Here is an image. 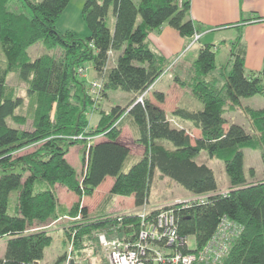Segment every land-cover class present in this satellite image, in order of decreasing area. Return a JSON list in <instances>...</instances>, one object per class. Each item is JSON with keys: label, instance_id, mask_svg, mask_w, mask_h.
<instances>
[{"label": "trees", "instance_id": "1", "mask_svg": "<svg viewBox=\"0 0 264 264\" xmlns=\"http://www.w3.org/2000/svg\"><path fill=\"white\" fill-rule=\"evenodd\" d=\"M24 1L30 16L8 12L10 0H0V63L4 62L0 65V239L7 238L0 264H42L53 238L46 231L30 232L31 227L67 216L80 218L68 231L70 241L75 235L76 247L84 237L93 240L95 233L104 230L117 231L121 240H136L142 224L138 212L90 216L80 199L93 196L110 177L114 184L104 207L117 196L134 197L136 209L150 206L156 172L191 196H210L204 205L173 209L179 235L195 239L194 249L184 252H198L206 246L227 219L243 230L222 264H264V181L249 182L244 171L243 148H253L256 142L243 126L229 124L226 119L229 113L243 110L260 135L261 144L257 145L262 148L264 163V109L243 107L241 102L264 96V69L246 75L239 43L233 44L229 67L218 66L215 46L205 45L187 70L186 79L176 78L201 108L184 100L185 105L168 115L151 100L150 93L157 103H164L165 94L153 91V86L171 70L173 61L154 53L147 40L164 24L184 38L194 37L199 29L190 17L192 0H86L82 11L90 33L86 38L74 31L57 30V21L71 0ZM110 13L115 18L113 30L108 26ZM38 43L48 51L61 49V54L30 60L27 50ZM112 53L117 58L110 67ZM88 64L93 66L94 79L102 82L99 102L89 94L92 81L78 72ZM12 73L27 84L28 96L35 99L32 130L19 128H24L28 119L17 114L23 99L14 97L7 84ZM112 91L130 93L133 98L126 108L118 105L106 110L103 103ZM142 96L143 103H137ZM96 112L99 119L92 126L89 115ZM173 121L192 124L200 136L192 138ZM125 126L132 129L135 141L144 149L137 160L131 158V147L121 139ZM99 136L105 140L95 143ZM78 137L82 139H74ZM78 143H86L88 148L81 181L66 159L69 149ZM31 147L36 149L18 154ZM202 152L223 162L229 180L227 194L219 188L214 171L197 162ZM40 183L44 189H38ZM58 184L78 196L71 210L58 204ZM14 192L16 210L9 214ZM62 262L64 258L56 264Z\"/></svg>", "mask_w": 264, "mask_h": 264}, {"label": "rangeland", "instance_id": "2", "mask_svg": "<svg viewBox=\"0 0 264 264\" xmlns=\"http://www.w3.org/2000/svg\"><path fill=\"white\" fill-rule=\"evenodd\" d=\"M34 3L41 2L42 0H31ZM86 0H71L70 4L62 14V16L57 21L56 27L57 30L65 33L67 31H75L80 37L85 38L89 31L83 21L82 17V11ZM8 12L18 15V14H24L26 16H30L31 11L28 5L25 3L24 0H10L8 7ZM108 26L111 29H114V18L112 13H110L109 19H108ZM229 33H222L220 37L228 36ZM190 42V41H189ZM212 46H215L216 49V56L217 61L216 64L218 66L220 65H228L229 67V58L231 54V45L232 43L224 44V43H214L211 44ZM194 46V47H193ZM204 47L198 42H190L188 43V46L186 48L176 54L173 58L171 57L172 67L169 72H166L157 82L159 85L153 89V91H166L172 85L174 82V79L176 77L185 78L187 77V69L185 68V64H183V59H197L199 55V50ZM45 54H51L55 56H59L61 54V49H54L48 51L43 43H38L32 47H30L27 50V56L30 60H35ZM115 54L111 56L110 64L111 66H114L115 64ZM182 62V63H181ZM4 62H1L0 65L2 66ZM181 66V67H180ZM183 66V67H182ZM86 77L88 79H92L91 81L95 80L93 77L95 76V72L93 70V66L91 64H88L86 66ZM247 73H250L249 70H247ZM90 81V82H91ZM7 84L10 87L14 97H20L23 99V106L17 111L18 115L26 116L28 119L27 125L23 127H19L20 129H27L32 130L33 126V105L35 103V99L30 98L28 96L27 92V84L20 80L19 75L17 73H12L9 75ZM187 89V88H186ZM190 92V91H189ZM170 93V92H168ZM191 94V92L189 93ZM110 98L107 102H104L103 107L106 110H109L113 106H122L126 108L128 104L131 101L130 93H126L123 91H112L110 92ZM185 99H187L188 95L185 94ZM184 99V98H183ZM184 99V100H185ZM242 106L243 107H252L254 109H264V96H255L252 98L242 99ZM172 100H168V108L171 106ZM90 124L94 126L96 124V121L99 119V115L96 113L92 114L90 113ZM226 119L228 120L229 124H238L244 127L246 132L248 134L253 135L256 145L253 148L244 147V171L246 174V177L249 182L259 183L264 181V163H263V157H262V148L260 135L255 131L252 123L249 121L247 115L243 112L242 109H238L237 111H234L232 113H229L226 116ZM128 124L127 121L125 122V125ZM11 126L18 127L13 122L10 121ZM188 132L192 136L200 135L199 129L195 127H189L187 128ZM105 137H101L96 139L95 142L103 139ZM194 138V137H193ZM121 139L125 141L130 147H131V158H134L136 156H142L144 149L138 145V143L135 141V136L133 134L132 129L129 126H125L122 129V135ZM76 140V139H75ZM79 140V139H78ZM85 142V141H84ZM86 143H78L74 146H72L68 154L66 155V159L68 162L73 166V168L77 171V177L78 180L81 181L83 175L85 174L86 169V161L88 159V148L85 146ZM35 147H31L28 150L21 151L18 153L19 155L26 154L27 152H32L35 150ZM85 161V162H84ZM197 162L200 164H205L208 167H210L216 176L217 183L220 189H227L229 186V180L227 177V174L224 169V164L220 160L212 159L209 157V155L205 152H202L199 157L197 158ZM112 178L108 177L102 185H100V188L97 189L98 191H95V194L93 196H85L81 200V205L87 207L89 210L90 216H103V215H114L113 213L108 212L109 208L112 207L114 209L113 211H116L118 209L119 205L117 204L115 206V202L112 204L106 205V207L103 208L104 200L108 197V194L110 193L109 189V183L111 182ZM59 188L58 191H56V195L58 198V204L65 208L66 210H71L73 205L78 202L79 198L78 196L67 189V187L58 184ZM38 189H44V183H40L37 185ZM191 195L180 185L175 183L169 178L161 177L159 172H156L150 189V196H149V203L150 206H147L148 211L149 210H156L160 209L163 206L169 205L173 202H177L179 200H184ZM16 203H17V193L14 192L10 196L9 201V214H14V211L16 210ZM132 201H130L129 198L124 199L123 207H126L127 205L131 204ZM114 205V206H113ZM146 207H143L141 209H136L135 207L131 208V210L126 214H135L136 212H140L144 210ZM111 210V209H110ZM79 219H73L72 217H62L60 219H57L55 221L49 222L47 225H41L38 223H35L30 229V232H39V231H46L48 234H50L53 238V242L51 246H49L44 253V259L42 260V264H56L60 259L64 258V262L60 264H109L108 260V249L101 244L100 238L101 236H104V238L107 241H112L115 239H119V233L116 231H99L98 233L94 234L93 240H87V238L84 237V240L82 241V244L80 246H75L73 244V237L75 236L72 234L71 241L68 238V231L71 229V225L75 222H80ZM74 235V236H73ZM6 244H7V238L0 239V258H3L5 256L6 252ZM189 244L192 249L195 247V239L194 237H191L189 239ZM75 259V261H74Z\"/></svg>", "mask_w": 264, "mask_h": 264}, {"label": "crops", "instance_id": "3", "mask_svg": "<svg viewBox=\"0 0 264 264\" xmlns=\"http://www.w3.org/2000/svg\"><path fill=\"white\" fill-rule=\"evenodd\" d=\"M190 17L194 22V24L196 25V27L199 29L197 33V35L200 36L198 43L205 46V45H211L217 43L220 40V43H224V44L232 43L231 45L232 48L234 43L235 44L239 43L237 45L238 49H240L244 53L246 75L249 76L252 73H259L264 69V0H192ZM114 25H115V18H114ZM222 33H229V34L227 37L226 36L220 37ZM89 35L90 33H88L86 37H88ZM189 41L192 42V38H184L179 34L177 30H175L168 24H164L161 29L152 32L149 35L147 43L149 45V48L154 53L163 56L164 58L170 61L171 57L173 58L176 54L183 51L186 48V46H188V43H190ZM113 55L114 54L112 53L111 56ZM115 57L117 58V54H115ZM193 61H194L193 59L182 60L187 70L190 68ZM232 63H233V59L230 54V58H229L230 66L232 65ZM220 66H224V65H220ZM110 67L112 66L110 65ZM247 70H249L250 73H247L248 72ZM93 78H95V76ZM176 78H180V77H176ZM176 78L174 79L173 81L174 83L170 85L168 90L158 91L165 94L164 103L161 104L157 103L152 93H150L151 100L155 104L163 108L168 115L171 114L172 111H174L178 106L185 105L183 104L185 99L184 96L185 94L188 95L187 99H185V101H187L188 104L194 105L196 103L197 105L196 106L194 105V107L201 108V106L199 105V103H197L196 99L192 96V94H189L190 93L189 90L182 87L176 81ZM85 79L89 82L92 80L88 78ZM161 80H158L157 82ZM182 80H185V78H183ZM157 82L154 84L153 89H155V87L159 85ZM110 96L111 95L109 93L108 98L105 99V102L109 100ZM130 97L132 99L133 95L130 94ZM169 99L172 100V104L168 108ZM188 104L186 105L189 106ZM97 122L98 120L96 121V124ZM173 122L178 127H182L186 130L187 128L193 126L188 122H180V121H173ZM96 124L94 126H96ZM199 136L200 135L192 136V138L193 137L198 138ZM100 141H103V139L95 143H98ZM139 158L140 156L138 155L133 159L137 160ZM113 184H114V179H112L111 182L109 183V189H108L109 191L111 190ZM55 188L56 191H58L59 186L56 185ZM222 190L225 192L227 189H222ZM127 198H129L130 201H132V203L127 205L126 207H123L124 199ZM114 202L116 203L115 206L117 204L118 205L120 204L118 209H116V211H113L114 209L110 207L108 209L109 210L108 212L110 213L114 212L115 215L126 214L131 210V208L135 207L134 197L117 196L115 197Z\"/></svg>", "mask_w": 264, "mask_h": 264}, {"label": "built area", "instance_id": "4", "mask_svg": "<svg viewBox=\"0 0 264 264\" xmlns=\"http://www.w3.org/2000/svg\"><path fill=\"white\" fill-rule=\"evenodd\" d=\"M199 39L200 36L196 34L192 37V43L198 42ZM86 71L81 68L78 72L83 77L86 76ZM101 89L102 82L93 80L90 84L89 94L98 101ZM144 96L140 97L137 103H143ZM101 137L103 136L96 137L94 140ZM74 139H82V137ZM223 194H227V192H223ZM209 197V195L190 196L156 209L159 212L153 216L149 215L155 210L148 211L145 206L144 210L137 213L142 218V224L136 240L107 241L104 236H101V244L109 251V264H222L229 256L231 248L243 228L225 219L220 224L216 235L206 246L198 252H184L185 249H191L189 244L191 237L179 235L173 210L175 207L204 205L208 202Z\"/></svg>", "mask_w": 264, "mask_h": 264}, {"label": "water", "instance_id": "5", "mask_svg": "<svg viewBox=\"0 0 264 264\" xmlns=\"http://www.w3.org/2000/svg\"><path fill=\"white\" fill-rule=\"evenodd\" d=\"M73 264V263H72Z\"/></svg>", "mask_w": 264, "mask_h": 264}]
</instances>
